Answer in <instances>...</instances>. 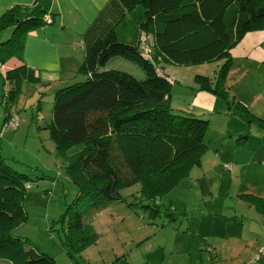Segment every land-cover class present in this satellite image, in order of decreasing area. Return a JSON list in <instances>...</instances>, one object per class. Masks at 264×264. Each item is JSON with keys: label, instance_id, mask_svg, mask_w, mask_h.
<instances>
[{"label": "trees", "instance_id": "16d2710c", "mask_svg": "<svg viewBox=\"0 0 264 264\" xmlns=\"http://www.w3.org/2000/svg\"><path fill=\"white\" fill-rule=\"evenodd\" d=\"M51 1L17 4L0 15V33H12L0 42V67L5 66L3 78L15 87L22 81L40 84L19 52L28 33L52 23L56 14L50 11ZM263 29L264 0L104 4L81 36V78L54 89L48 123L50 139L59 149L81 146L67 158V174L78 195L59 219L69 257L95 239L90 225L82 221V211L75 208L83 197L90 198L93 207L104 206L122 199L120 188L133 183H140L149 199L166 195L188 176L206 149L208 117L171 108V83L158 72L159 61L183 66L224 60L213 77L195 74V88L223 99L230 114L264 127V119L252 117L242 102L229 98L225 87L230 48L244 33ZM116 57L134 63L143 77L108 68ZM14 94L10 86L2 96L9 100ZM26 177L8 166L0 153V257L13 264H56L52 256L26 248L25 240L10 234L25 218L21 201L30 187Z\"/></svg>", "mask_w": 264, "mask_h": 264}, {"label": "rangeland", "instance_id": "374dc122", "mask_svg": "<svg viewBox=\"0 0 264 264\" xmlns=\"http://www.w3.org/2000/svg\"><path fill=\"white\" fill-rule=\"evenodd\" d=\"M11 35V29H4L0 33V42ZM222 63L214 61L171 68H180V80L188 85L192 82L190 75L192 79L195 73L213 77L215 71L217 75ZM108 68L143 77L134 63L122 57L112 59ZM232 68L236 70L237 67L233 65ZM252 80L251 74L247 78L243 76L240 81L236 80L237 87L248 93L247 86ZM10 83L0 74V152L6 164L25 174V180L30 184L28 189H24L21 201L25 218L10 232L11 236L25 240L26 248L38 249L52 256L56 264H200L203 260L200 253L208 256V249H211L206 246L210 238L203 235L228 232L247 239L251 236L239 225L245 222L250 211L251 197L246 194V189H251L255 184L245 181H256L261 177L263 167L260 171L257 165L263 163L258 162V155L254 160L250 157V161L245 153V145L232 147V138L235 141L239 135L229 136V133L240 131L241 135L249 136L246 144L251 147L257 144V137L256 140L251 138L250 131H256L262 138V146L264 127H245L241 119L225 108L226 103L221 98H217L213 106L208 97H198L195 104L212 112L198 108L193 111L205 113L209 128L204 137L206 149L199 162L191 167L188 176L169 193L154 199L143 195L140 183L121 187L119 192L122 199L100 207H93L90 198L87 201V196L83 197V202L75 208L82 211V221L90 225L95 239L80 250L72 251V257H69L62 245L64 233L59 219L78 195L77 187L67 174V158L81 146L59 149L50 139L48 123L51 120L55 85L46 88L43 84L22 81L19 87H15L14 83ZM177 84L174 85L171 106L188 111V103H192L195 95ZM227 84L229 82L225 87ZM10 86L11 89L15 88V94L9 100L3 99L4 88ZM230 92L239 93L237 89L234 93L232 89ZM249 109L264 116V97L259 96ZM247 164L252 166L244 167L241 175L236 174L237 166ZM224 205L227 208L224 209ZM227 239L238 241L229 236ZM200 244L205 245L200 248ZM262 253L263 247L257 248L252 260H259ZM0 264L13 263L0 257Z\"/></svg>", "mask_w": 264, "mask_h": 264}, {"label": "crops", "instance_id": "0c3cea01", "mask_svg": "<svg viewBox=\"0 0 264 264\" xmlns=\"http://www.w3.org/2000/svg\"><path fill=\"white\" fill-rule=\"evenodd\" d=\"M33 1L34 0H0V15L14 5L19 4L27 6L31 5ZM107 1L108 0L51 1L50 11L56 14L53 17L52 23L41 26L28 33L23 39V46L19 52L20 60L34 70L40 79V84H43L46 88H51L53 85L56 86L55 88H58L80 80L81 76L78 74L79 67L85 54L81 36ZM229 53V68L227 75L225 76V84L226 82H229V85L227 84L226 86L229 98L233 97L242 102L246 110L252 114V117L254 116L256 119H264V116L258 115L256 111H251V109L248 110V108L252 106L254 100L256 101L259 96L264 97V29L244 33L242 38L230 48ZM220 62H224V60L218 61L217 63ZM7 65H10V63L6 64V66ZM158 65L160 66L158 72L164 74L171 83L170 105L173 89H175L174 85L176 83H178L177 85L182 89H185V91L190 90L191 93H194L195 95L192 103H188V111L181 108H173L171 106L174 111L194 114L196 116H205V113H194L193 111L196 108L212 112L211 109L207 110L204 106L196 105L195 99L198 97L203 99L208 97L207 99L210 100L214 106L219 97H216L209 92L196 89V85L193 83L191 75L190 80H192V82L185 85L180 80V78H182L179 76L182 75L180 68H171V66L182 65H174L162 61L158 62ZM233 65L237 67L235 68L236 70H232ZM4 68V65L0 67V74L2 77ZM213 74L216 75L215 71ZM250 74L253 75V80L249 83L250 86H247L248 93H244L243 89L237 87L238 81L236 80L240 81L243 76L247 78ZM255 82H257V84H253ZM231 89L233 90V93L235 89H237L239 93L232 94L230 92ZM253 97L254 100L252 101ZM185 105L186 104L183 106L185 107ZM226 106L225 108L228 109ZM242 122L245 123V127H257L258 124L255 120L249 123L243 119ZM239 132L240 131H234L229 133V136H232V134L239 135L235 141L232 138V147L236 148L245 145V153L248 154L247 158L251 161L252 159L254 160L256 155H258V162L263 163L257 165L260 171L263 167L262 176L257 178L256 181H245L247 183H255L253 187H250L251 189H246L248 190L246 191L248 192L246 194L254 197L256 200H251L249 202L250 211L247 212L245 222L239 225L241 229L248 233V236L249 234L251 236L247 239L240 234L238 236H232L228 232L222 235H203L207 237V239L210 238V244L207 243L206 246L211 249H208L210 253L208 256L204 257L203 252L200 253L203 257L200 264H219L223 261L225 264H264V145L260 146L262 138L259 137L256 131L253 133L251 130V138L254 137L255 139V137H257V140L255 139L257 144L251 147L247 146L246 142L250 137L247 135H241ZM1 147L0 143V150H2ZM250 157H252V159ZM249 166L252 165L247 164L244 166H237L238 171L236 174L241 175L242 169ZM223 208L225 209L227 206L224 205ZM228 236L231 238H237L238 241L231 242L227 239ZM213 238L216 240L214 241ZM221 238L226 241H222ZM250 241L251 245H249ZM204 245L205 244H200L199 247L203 248ZM259 247H263L261 258L256 261L254 258L252 260V257L255 256L256 250Z\"/></svg>", "mask_w": 264, "mask_h": 264}, {"label": "built area", "instance_id": "2783aa9c", "mask_svg": "<svg viewBox=\"0 0 264 264\" xmlns=\"http://www.w3.org/2000/svg\"><path fill=\"white\" fill-rule=\"evenodd\" d=\"M45 18H46V19H47V21L49 22V19H48V17L46 16ZM147 50H148V47H147V46H145V47H144V54H146V55L148 54ZM13 124H14V123H13ZM24 187H25V188H28V187H29V184H25V185H24Z\"/></svg>", "mask_w": 264, "mask_h": 264}]
</instances>
